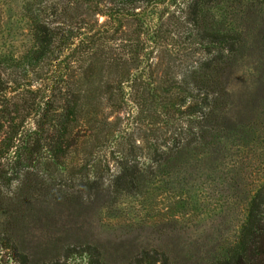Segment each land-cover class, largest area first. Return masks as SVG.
Wrapping results in <instances>:
<instances>
[{"label": "rangeland", "instance_id": "rangeland-1", "mask_svg": "<svg viewBox=\"0 0 264 264\" xmlns=\"http://www.w3.org/2000/svg\"><path fill=\"white\" fill-rule=\"evenodd\" d=\"M23 1L0 0V52L14 60L34 46L29 21L21 11ZM242 8L246 9L236 7ZM173 12L174 7L162 5L147 26H126L116 40L103 41L110 58L117 57L122 63L128 58L132 75L124 86L125 104L114 111L104 101L98 122H80L81 127L76 128L80 137L67 142L63 157L54 156L46 134L30 138L27 145L22 139L10 151L0 149V230L7 218L15 252L24 255L21 264H139V259L149 264H212L229 257L246 222L254 187L244 185L245 166L232 167L238 155L246 152L238 147L241 126L243 135L250 133L256 142V160L260 162L264 156V89H259L260 76L251 69L256 66L253 59L245 57L237 71L226 76L228 91L235 99L245 84V101L231 105L232 98L217 112L222 129L215 135L213 152L185 156L166 173L148 176L143 186H113L127 158L137 156L142 164L153 166L157 164L153 159L161 156L173 135L189 140L199 128L197 85L188 80L182 86L177 84L181 90L170 89L167 80L190 76L212 56L213 48L196 44L169 25ZM261 46L264 59V43ZM9 63L10 78L19 79L20 89L6 95L12 102L0 97V122L9 119L8 110L18 101L23 105L24 134L31 135L41 99L33 92L40 80L33 73L17 77L12 73L15 62ZM182 90L183 103L170 104L168 92ZM105 91L101 87L98 93ZM93 105L87 98V113ZM244 108L241 117L239 110ZM102 118L108 124H101ZM93 126L100 130L97 140L90 136ZM28 168L39 175L44 186H30L34 176L26 175ZM9 208L16 218L8 215ZM5 252L0 264H15L10 251Z\"/></svg>", "mask_w": 264, "mask_h": 264}, {"label": "trees", "instance_id": "trees-1", "mask_svg": "<svg viewBox=\"0 0 264 264\" xmlns=\"http://www.w3.org/2000/svg\"><path fill=\"white\" fill-rule=\"evenodd\" d=\"M162 5L174 7L173 14L169 16V25L185 32L196 44L213 48L212 56L192 70L190 76L167 80L170 89L181 90L182 87L178 85L182 86L188 80L197 85L199 128L197 132L192 131L195 137L189 140L188 137L172 138L175 137L173 135L171 142L164 144L161 156L153 159V163L157 161L153 166L142 164L137 156L127 158L120 174L113 180V186H143L148 176L162 175L185 156L213 152L215 135L222 129L217 124L218 113L227 107L228 100L230 102L234 98L228 91V73L234 74L238 63L245 57L253 59V65L256 66L251 69L260 76L259 89H264V59L261 53L264 25L260 24L262 21L264 23V0H24L21 11L29 21L34 46L18 60L0 52V97L12 102L6 95L20 89L19 79L10 78L9 62H15L12 64L15 66L12 73L21 76V79L31 73L36 74L40 84L33 93L41 97L36 108L38 120L31 135H25V116H21L23 105L14 101L13 108L7 113L9 119L0 122V149L10 151L18 148V142L27 140V145L30 138L46 134L53 145L52 153L60 158L65 153L67 142L80 137L77 130L81 127L80 122L84 119L90 125L98 122L99 110L104 101L114 111H120L125 104L124 86L130 81L132 70L128 58L123 63L120 58H110L102 43L105 39L109 42L116 40V34L126 26H147ZM237 6L246 9H236ZM100 16L105 19L100 20ZM101 87H106L102 95L98 93ZM91 89L94 90L90 94ZM240 89L239 99L234 98L231 105L245 101V84ZM50 92L51 95L47 96ZM178 92H168L170 104H177V100L183 103L184 91ZM104 94L108 96L103 98ZM87 98L94 104L88 113L85 110ZM244 110H239L241 117ZM107 120L102 118L100 122L108 124ZM240 128L242 138H237L240 141L238 147L246 152L245 155L239 154L238 160H231L232 167L245 166L244 185L254 187L249 193L247 219L239 240L229 252V257L212 264H264V156H261L260 162L256 160L253 155L256 142L250 138V133L243 135L245 130L242 126ZM91 129L92 139L99 138L100 130L95 131L94 126ZM108 134L105 132V135ZM28 174L34 176L30 186L45 185L30 168L26 170ZM234 186L243 184L234 183ZM9 205L12 207V204ZM18 209L16 206V213ZM13 211V208H9L8 215L16 218ZM6 220L0 230V258L9 250L13 252H8L9 258L15 264H21L24 255L15 252L12 224ZM147 261L138 260L139 264ZM164 262L168 263V260Z\"/></svg>", "mask_w": 264, "mask_h": 264}]
</instances>
